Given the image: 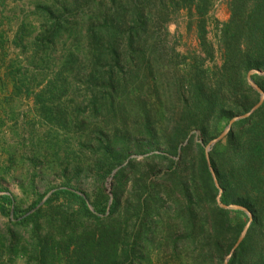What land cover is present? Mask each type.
Returning a JSON list of instances; mask_svg holds the SVG:
<instances>
[{"label":"trees","instance_id":"1","mask_svg":"<svg viewBox=\"0 0 264 264\" xmlns=\"http://www.w3.org/2000/svg\"><path fill=\"white\" fill-rule=\"evenodd\" d=\"M122 1H105L110 15L101 19V11L95 21L97 28L90 26L85 32L78 27L88 25L77 12L81 8L72 11L73 22L66 10L58 14L47 6L37 8L50 14L36 40L42 55L66 28L81 35L83 41L75 47L76 53L90 55L95 68L106 57V50L113 56L115 66H108L105 72L92 71L88 83L101 88L95 86L89 105L131 118V125L99 134L92 162L81 170L94 174V199L65 185L54 189L44 202L41 195L19 214L12 196L0 191L1 214L17 225L32 226L26 235L12 230L7 235L0 233V242H8L5 248L12 264L19 257L27 264H142L145 257L150 258L148 252L155 247L164 217L177 226L178 232L168 234L166 243L180 260L178 264H224L248 223L245 212L218 206L219 191L204 146L234 116L248 112L259 100L247 75L251 70H264V0L228 1L230 17L216 27L217 50L207 39L206 28L214 0H125L130 5V24L125 23L129 11ZM168 6L173 13L188 11L191 24L197 23L200 43V52L184 55L182 70L171 73L169 81L161 74V65L170 51L164 55L166 49L158 41L144 46L150 25L158 27L160 19L161 26L170 21ZM23 35L21 28L16 45L24 40ZM88 38L91 44L86 50L84 40ZM216 52L220 65L207 66L214 62ZM76 53L69 54L66 65L78 58ZM137 58L153 62L156 68V91L153 102L149 98L150 107L136 89L130 90L126 78L128 71L135 76L139 72ZM123 61L127 71L120 74L116 67ZM15 73V66L9 65L7 74L14 88L19 93L25 88L27 97L34 95L44 112V93L57 98L58 111L63 105L61 98L72 94L73 110L83 112L81 102L74 98L71 76L76 80V74L66 76L58 71L45 91L33 94L24 73ZM253 80L264 91V75H254ZM210 161L223 190L222 203L246 207L253 216L247 236L229 264H264V103L251 117L234 124L210 151ZM110 176L111 203L104 189ZM129 179L140 188L132 204L124 203L120 194ZM45 213L48 216H43Z\"/></svg>","mask_w":264,"mask_h":264},{"label":"rangeland","instance_id":"2","mask_svg":"<svg viewBox=\"0 0 264 264\" xmlns=\"http://www.w3.org/2000/svg\"><path fill=\"white\" fill-rule=\"evenodd\" d=\"M107 0H0V191L9 194L19 207V214L30 208L41 195L46 199L51 192L65 185L71 186L80 193L86 194L94 199L97 190L94 174L87 171L81 172L92 162L91 153L96 148L97 139L102 132L109 130H120L131 125V118H122L114 115L105 108H93L89 105L95 86L90 82L92 71L102 72L108 70V66H115L113 56L106 50V57L101 61L99 68H95L93 60L87 53H76V46L83 40L79 34H71L65 28L62 35L55 40L53 47L47 51H40L36 44L43 30V24H47L49 13L38 11V6L49 7L55 12L65 11V15L72 21V11L75 7L79 15L84 16L88 25L79 24L80 32H85L88 27L97 25L95 21L101 13V19L110 15L105 5ZM229 0H214L212 8L207 15V39L215 44L217 50V24L227 21L230 17L228 7ZM125 9L129 11L125 23L130 24L132 19L130 5L122 1ZM42 9V8H41ZM167 12L170 21L161 26H149L146 35L150 46L153 41L163 43L168 53L166 60L162 62V72L165 79L171 78V73L182 70V57L192 52H200V43L197 37V23L191 24L188 11L181 9L173 13L171 6ZM76 13V12H75ZM158 14V10H155ZM158 16V15H157ZM81 19L78 22L81 23ZM191 24V25H190ZM24 29V40L15 44L20 29ZM70 28V27H69ZM153 39V40H152ZM104 40V39H103ZM144 40V39H143ZM87 41V42H86ZM85 42L87 50L91 40ZM127 41V38H125ZM104 43L106 40L103 41ZM103 42L101 44H103ZM123 42V45H126ZM148 46V47H149ZM144 50H148L147 47ZM73 52L78 58L69 60V54ZM75 55V56H76ZM87 55L89 61H87ZM138 59V58H137ZM139 72L137 75L130 74L126 78L130 90L136 89L140 97L150 107L149 98L154 100L156 91V68L154 63L150 64L142 59L136 60ZM219 53L216 52L213 63L207 62V66L220 65ZM15 66L16 76L21 70L27 77V85L33 94L46 90L48 82L58 71H63L66 76L76 74L74 90L83 112L77 113L73 110L72 94L61 98L63 103L61 110L55 109L57 98L49 93H44L47 109L44 112L41 105L36 104L34 95L26 96L25 88L21 93L14 88L13 81L7 74L9 65ZM124 61L116 70L121 74L127 71ZM150 66V68L148 67ZM122 69V71H121ZM98 76V75H97ZM168 80V81H169ZM89 116L90 119L84 117ZM130 119V120H129ZM104 130V131H103ZM80 171V173H78ZM134 182L129 179L125 187L120 191L122 201L132 204L136 197V191L140 188L134 187ZM113 181L112 176L104 182L105 193L112 199ZM159 189L158 191H160ZM43 216H48L45 213ZM43 218L42 221L46 222ZM164 222L159 227L155 239V247L149 250L150 258L143 260L142 264H178L180 260L172 255V250L166 243V237L171 232H178L175 222L164 217ZM46 226V225H44ZM32 226L17 225L10 217L0 212V233L7 235L10 230L28 234ZM7 241L0 242V264H12L7 252ZM182 249L177 253L181 254ZM183 261L188 260L183 258ZM14 264H27L23 257L16 259Z\"/></svg>","mask_w":264,"mask_h":264},{"label":"water","instance_id":"3","mask_svg":"<svg viewBox=\"0 0 264 264\" xmlns=\"http://www.w3.org/2000/svg\"><path fill=\"white\" fill-rule=\"evenodd\" d=\"M254 75H259V76H263L264 75V70H251L248 75H247V82L248 84L259 94V100L258 102L246 113L238 115V116H234L227 124V126L225 127V129L214 139L210 140L205 146V155H206V160L209 166V170L211 172V175L213 177L214 183L216 185V187L218 188L219 194L216 198V202L218 204L219 207L226 209V210H239V211H243L247 214L248 216V223L245 225L243 231L241 232L238 240L235 242V244L232 246L229 254L226 256L225 260H224V264H229V261L231 260V258L233 257V255L235 254V252L238 250V248L240 247V245L243 243V241L245 240L247 233L249 231V228L251 226L252 220H253V216L252 213L243 206L240 205H235V204H229L226 205L224 203H222L221 201V196L223 193V190L218 182L216 173L211 165V161H210V151L220 142H222L227 135L230 133V131L232 130L234 124L240 120L243 119H247L249 117H251L264 103V91L260 88V86L253 80V76ZM113 175V174H112ZM112 202V199L110 200V203Z\"/></svg>","mask_w":264,"mask_h":264}]
</instances>
